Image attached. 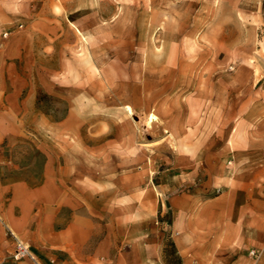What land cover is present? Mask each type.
I'll return each instance as SVG.
<instances>
[{"label": "rangeland", "instance_id": "1", "mask_svg": "<svg viewBox=\"0 0 264 264\" xmlns=\"http://www.w3.org/2000/svg\"><path fill=\"white\" fill-rule=\"evenodd\" d=\"M0 75L25 105L0 142V225L14 184L42 188L51 168L121 253L144 237L158 264H180L164 202L224 190L208 168H227L242 115L264 102V0H0Z\"/></svg>", "mask_w": 264, "mask_h": 264}, {"label": "crops", "instance_id": "2", "mask_svg": "<svg viewBox=\"0 0 264 264\" xmlns=\"http://www.w3.org/2000/svg\"><path fill=\"white\" fill-rule=\"evenodd\" d=\"M5 93L0 88V142L9 130L24 126L18 115L25 111V105L12 104L18 93ZM7 115L14 121L10 123ZM240 127V146L231 148L227 168H208V189L223 188L220 195L204 198L200 194H170L164 202L162 216L166 213L180 264H264V102L248 108ZM53 172L51 168L44 170L42 188L49 184L55 189ZM42 188L32 189L24 181L17 182L13 199L2 205L9 227L6 230L0 225L2 264H30L26 262L29 260H7L12 253L9 245H14L9 231L37 252H47L55 264H102L100 259L110 253L115 255L116 264L162 261L164 249L144 237L132 238L131 249L121 253L118 239L103 236V224L90 216L82 199L68 197L57 189L46 199L41 197ZM92 241L96 245L91 252L88 247ZM251 251H256L259 258Z\"/></svg>", "mask_w": 264, "mask_h": 264}, {"label": "built area", "instance_id": "3", "mask_svg": "<svg viewBox=\"0 0 264 264\" xmlns=\"http://www.w3.org/2000/svg\"><path fill=\"white\" fill-rule=\"evenodd\" d=\"M9 234L14 239V248L11 255L8 257L14 263L22 262L25 260L31 261L33 264H43L37 254H35L31 248L18 239L12 231H9ZM253 257L259 258V254L256 251H251L250 253ZM0 264H2L0 259Z\"/></svg>", "mask_w": 264, "mask_h": 264}]
</instances>
